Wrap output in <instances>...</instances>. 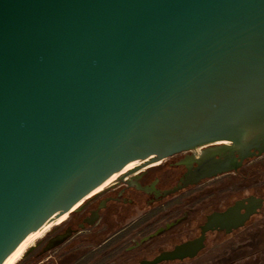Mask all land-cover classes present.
<instances>
[{"label":"water","instance_id":"1","mask_svg":"<svg viewBox=\"0 0 264 264\" xmlns=\"http://www.w3.org/2000/svg\"><path fill=\"white\" fill-rule=\"evenodd\" d=\"M225 142H264V0H0V264L136 162Z\"/></svg>","mask_w":264,"mask_h":264},{"label":"flooded vegetation","instance_id":"2","mask_svg":"<svg viewBox=\"0 0 264 264\" xmlns=\"http://www.w3.org/2000/svg\"><path fill=\"white\" fill-rule=\"evenodd\" d=\"M263 148L225 142L152 158L49 234L41 264H148L199 239L195 257L160 264H264ZM234 210L238 219L221 218Z\"/></svg>","mask_w":264,"mask_h":264},{"label":"bare ground","instance_id":"3","mask_svg":"<svg viewBox=\"0 0 264 264\" xmlns=\"http://www.w3.org/2000/svg\"><path fill=\"white\" fill-rule=\"evenodd\" d=\"M155 157V156H154ZM150 160V157L144 158L135 164H133L127 171L134 170L143 163H147ZM125 171V172H127ZM124 172V173H125ZM124 173L120 174L119 176L123 175ZM119 176L113 178L108 183L97 189L92 194L84 197L82 200H80L77 204H75L73 207H71L69 210H67L65 213L61 214L51 222L45 224L44 226L40 227L38 230H36L13 254L12 256L4 263V264H18V262L22 259L23 255L27 251V249L32 246L38 239H40L46 232H48L51 228L54 226H58L63 224L65 221L68 220L70 217V214L73 213L78 207H80L87 199H89L92 195L102 191L106 187L110 186L113 181H115Z\"/></svg>","mask_w":264,"mask_h":264},{"label":"rangeland","instance_id":"4","mask_svg":"<svg viewBox=\"0 0 264 264\" xmlns=\"http://www.w3.org/2000/svg\"><path fill=\"white\" fill-rule=\"evenodd\" d=\"M70 217H71V215H70ZM66 223H63L59 226H54L48 232H46L40 239H38L32 246H30L27 249V251L23 255L22 259L18 262V264H37V263L41 264V261L44 260V257L39 256V253L41 252L43 242L46 240V238L49 234L58 230L59 228L64 226ZM32 251H33V253H32ZM51 255H53V254H51ZM193 264H202L201 259H199V260L197 259L196 261L193 262Z\"/></svg>","mask_w":264,"mask_h":264}]
</instances>
